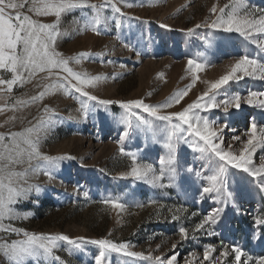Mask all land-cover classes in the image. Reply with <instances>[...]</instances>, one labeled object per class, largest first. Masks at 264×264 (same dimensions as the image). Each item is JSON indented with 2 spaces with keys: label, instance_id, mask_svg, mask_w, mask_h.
<instances>
[{
  "label": "rangeland",
  "instance_id": "obj_1",
  "mask_svg": "<svg viewBox=\"0 0 264 264\" xmlns=\"http://www.w3.org/2000/svg\"><path fill=\"white\" fill-rule=\"evenodd\" d=\"M226 2L227 0H143V6H121L129 19L125 20L119 33L114 27H110L99 35L90 29L81 31L73 22L74 17L78 18L81 13L74 11L62 17L61 30H66L70 35L59 39L57 47L65 56L81 52L103 54L102 57L83 60L80 64L70 62V67L76 71L107 77L97 88L89 91L101 99L113 101L143 99L149 104L162 103L176 91L183 90L192 83L194 77L187 65L189 58L203 63L205 66L195 74L199 78L188 95L179 105L163 111L180 110L206 89L205 82L219 79L241 55L257 51L255 45L237 33H224L206 27L195 29L191 35L187 33L188 28H194L205 18H214L209 12L213 4L223 6ZM248 3L256 9L264 10V0H248ZM40 19L50 23L54 17ZM161 25L170 27L164 28ZM125 44L130 47H125ZM137 52L140 53L139 56ZM114 74L118 78L114 79ZM43 75L38 74L31 83L14 88L12 96L27 99L35 95L40 89L34 85L38 81L47 82L41 80ZM249 89L264 91V81L245 78L230 84V93L238 92L241 96H246ZM224 98L221 95L217 100ZM7 102L11 104L13 101L9 98ZM4 103L5 100L0 99V105ZM45 104L65 120L42 141L41 151L53 156L68 154L75 159L62 161L51 180L42 174L35 178V182L43 186V191L38 197L33 193L29 200L15 206L18 212L27 213L28 218L5 221L6 224L12 223L15 227L34 233L127 242L130 250L143 251L145 254L157 249L159 245L154 255L179 252V264H184V259L193 251L202 258L203 245L219 246L221 242L229 246L240 245L253 256L264 255V239L254 238L257 233L264 237V225L255 223L257 216L264 215V193L253 187L245 174L232 170L230 186L235 201L224 207L217 224L212 226L211 230L216 235L196 232V239H192L191 229L213 208L222 206L210 199L200 200L199 181L183 171L187 165L196 169L201 166V161L194 160L191 149L185 145L179 147L181 179L176 186L160 189L132 177L121 178L120 174L129 171L131 163L128 157L119 152L121 146L126 151L139 152L146 162H155L163 154L162 146L138 132L121 145L118 141L124 126L112 118L124 111L119 104L110 105L107 113L101 110L96 116L82 120L77 112L79 102L63 93L48 96L38 105H29L16 112L11 109L0 112V132L20 130L28 126V120L35 123L32 118L44 115L40 109ZM229 111L230 115H225L221 109L201 114L217 120V127L226 123L228 126L223 132L224 146L227 148L231 143L233 150H238L242 144L233 141L232 137L246 139L244 134L253 119L258 124H264V110L242 104L240 110ZM21 115L27 117L23 125L19 120L13 122L10 119ZM144 115L153 119L146 113ZM69 116L76 119L69 120ZM5 121L9 123L6 124ZM260 156H264V151L258 149L254 154L257 164ZM84 192H88L87 197ZM117 197L125 205L123 210H115L101 202ZM150 200L157 203L151 204ZM138 203L144 206L137 207ZM181 205L186 211L176 213L175 209ZM169 209L173 211L170 212ZM193 213L197 215L193 216ZM173 214L179 215L181 220L172 221ZM181 225L190 230L187 240H182L178 234ZM0 236L9 240L18 238L14 234L3 232H0ZM60 243L61 247L56 250V255L65 264H94V256L98 254L97 245L88 243L83 246V251H76L66 242ZM173 244L177 245L174 250ZM213 255H218V252ZM123 259L128 258L115 253L110 256L111 264H120ZM0 264H7L2 254ZM27 264L33 262L28 261ZM128 264L147 262L130 259Z\"/></svg>",
  "mask_w": 264,
  "mask_h": 264
},
{
  "label": "snow or ice",
  "instance_id": "obj_2",
  "mask_svg": "<svg viewBox=\"0 0 264 264\" xmlns=\"http://www.w3.org/2000/svg\"><path fill=\"white\" fill-rule=\"evenodd\" d=\"M138 4L143 6V0H0V99L5 100L0 105V112L9 109L16 112L29 105H38L46 97L57 93L70 95L79 102L77 112L82 120L96 116L101 110L107 113L110 105L119 104L124 111L118 117H112L124 126L118 143L123 145L127 138L138 132L149 136L164 149L155 162H146L139 152L126 151L121 146L119 152L131 162L129 171L121 173V178L132 177L160 189L176 186L181 179L178 150L181 145L187 146L192 150L194 160L201 161L199 169L192 165L183 168L184 172L199 181V199H210L222 206L213 208L191 229L192 239H196V232L213 236L216 233L211 230L212 226L217 224L224 207L234 204L235 201L230 186L232 170L245 174L248 182L264 193V156H260L258 164L254 161L257 150L264 151V124H258L253 119L244 134L246 139L232 137L233 141L242 144L238 150H233L231 143L227 148L224 146L223 132L228 125L225 123L217 127V120L201 114L221 109L225 115H230V109L240 110L242 104L264 110V91L249 89L246 96H241L238 92L230 93V84L245 78L264 81V10L250 6L248 0H227L223 6L213 4L209 9L214 18H205L194 28H188L186 31L189 35L201 27L224 33H237L255 45L257 51L241 55L219 79L205 82L206 89L191 103H187L180 110L163 111L179 105L188 95V91L199 78L195 74L205 66L203 63L189 58L187 65L194 77L192 83L183 90L176 91L162 103L149 104L143 99L113 101L101 99L89 91L97 88L107 77L103 74L76 71L70 67V62L80 64L83 60L102 57L103 54L81 52L65 56L57 47L59 39L70 35L66 30H61L62 17L65 15L79 11L81 15L74 17L73 22L81 31L90 29L99 35L114 27L119 33L125 20L129 19L121 6L131 8ZM41 17H54V20L46 23L42 22ZM125 47L130 45L125 44ZM137 55L140 53L137 52ZM38 74H44L41 80L47 81H38L34 85L40 91L27 99L12 96L14 88L31 83ZM113 78L118 77L114 74ZM221 95L225 98L217 100ZM9 98L13 101L11 104L7 102ZM40 110L44 115L33 117L35 123L28 120V126L20 130L0 132V232L18 237L9 240L0 236V254L7 264H27L28 261L33 264H65L56 255V250L61 247L60 242H66L76 251H83V246L88 243L97 245L98 254L94 256V264H111L110 256L113 253L128 258L121 260L120 264H128L130 259L147 264H179V252L154 255L159 245L157 249L145 254L143 251L130 250L127 242L34 233L15 227L12 223H5L28 218L27 213L18 212L15 206L29 200L33 193L38 197L43 191V186L36 183L35 178L42 174L51 180L62 161L75 159L68 154L53 156L41 151L42 141L65 118L46 104ZM145 113L153 119L146 118ZM10 119L13 122L19 120L23 125L27 117L21 115ZM67 119L76 118L69 116ZM84 196L87 197L88 192H84ZM101 202L115 210H123L125 207L118 197ZM149 203L156 204L157 201L150 200ZM136 206L144 205L138 203ZM182 210L186 211L183 205L175 209V212ZM169 211L172 212L173 209ZM171 219L179 221L181 217L173 214ZM255 223L264 225V215L257 216ZM189 231L183 225L178 228L182 240L189 238ZM254 238L264 239L259 233ZM176 248L177 245L173 244L172 249ZM217 252L218 255H213ZM197 261L199 264H264V255L253 256L240 245L229 246L221 242L219 246L203 245L202 258L195 251L189 253L184 264H196Z\"/></svg>",
  "mask_w": 264,
  "mask_h": 264
}]
</instances>
